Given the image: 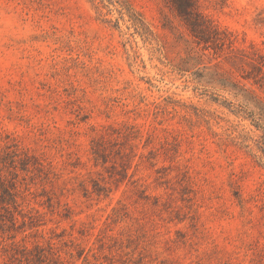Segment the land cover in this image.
Here are the masks:
<instances>
[{
  "label": "rangeland",
  "instance_id": "1",
  "mask_svg": "<svg viewBox=\"0 0 264 264\" xmlns=\"http://www.w3.org/2000/svg\"><path fill=\"white\" fill-rule=\"evenodd\" d=\"M192 3L0 0V264H264V0Z\"/></svg>",
  "mask_w": 264,
  "mask_h": 264
},
{
  "label": "trees",
  "instance_id": "2",
  "mask_svg": "<svg viewBox=\"0 0 264 264\" xmlns=\"http://www.w3.org/2000/svg\"><path fill=\"white\" fill-rule=\"evenodd\" d=\"M175 9L178 12H182L186 17L189 14H196L194 10V5L192 3V0H171ZM202 23H205L206 20L201 19Z\"/></svg>",
  "mask_w": 264,
  "mask_h": 264
}]
</instances>
